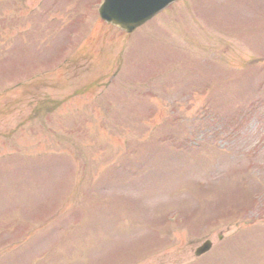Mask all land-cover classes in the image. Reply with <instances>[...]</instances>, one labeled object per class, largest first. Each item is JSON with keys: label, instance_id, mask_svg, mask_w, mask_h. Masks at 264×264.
<instances>
[{"label": "rangeland", "instance_id": "obj_1", "mask_svg": "<svg viewBox=\"0 0 264 264\" xmlns=\"http://www.w3.org/2000/svg\"><path fill=\"white\" fill-rule=\"evenodd\" d=\"M101 1L0 0V264H264V0Z\"/></svg>", "mask_w": 264, "mask_h": 264}, {"label": "water", "instance_id": "obj_2", "mask_svg": "<svg viewBox=\"0 0 264 264\" xmlns=\"http://www.w3.org/2000/svg\"><path fill=\"white\" fill-rule=\"evenodd\" d=\"M174 0H104L98 10L106 22L125 30L132 31ZM210 242L205 241L195 250L199 255L208 250Z\"/></svg>", "mask_w": 264, "mask_h": 264}]
</instances>
